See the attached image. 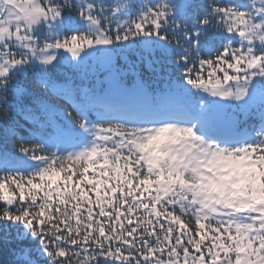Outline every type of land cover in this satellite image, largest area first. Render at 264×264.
<instances>
[{"label":"snow or ice","instance_id":"6c2138e0","mask_svg":"<svg viewBox=\"0 0 264 264\" xmlns=\"http://www.w3.org/2000/svg\"><path fill=\"white\" fill-rule=\"evenodd\" d=\"M0 264H264V0H0Z\"/></svg>","mask_w":264,"mask_h":264},{"label":"trees","instance_id":"16d2710c","mask_svg":"<svg viewBox=\"0 0 264 264\" xmlns=\"http://www.w3.org/2000/svg\"><path fill=\"white\" fill-rule=\"evenodd\" d=\"M129 61L138 59L139 51H132L131 53H124ZM123 64L124 61L122 60ZM59 76L62 80L59 83H64L67 80L70 86H74L81 90H94L96 94L107 97L112 103H119L122 99H126L135 88L136 76L132 73H127L120 82V88L114 87L111 81V75L103 67H99L95 60L89 62V65L84 69L73 70L68 66H65L59 70ZM166 81L161 79H153L148 81L147 91L150 95L161 94L165 91ZM57 106L60 108L66 107V102L57 99ZM71 110V109H69ZM230 114L235 112L234 109L226 110ZM240 120L241 130L249 128L251 125L258 123L259 114L254 113L252 116L243 113H236Z\"/></svg>","mask_w":264,"mask_h":264}]
</instances>
